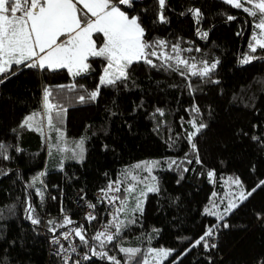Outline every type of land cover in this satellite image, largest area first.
<instances>
[{
  "label": "trees",
  "instance_id": "obj_1",
  "mask_svg": "<svg viewBox=\"0 0 264 264\" xmlns=\"http://www.w3.org/2000/svg\"><path fill=\"white\" fill-rule=\"evenodd\" d=\"M121 8L138 17L143 39L152 45L148 51L156 55L149 57L152 65L134 62L126 80L102 86L95 100L88 94L99 84L106 64L101 58H90V70L78 76L22 65L0 76V143L10 157L0 158V264H65L49 256L48 246L64 231L80 243L83 257L89 256L67 264H112L92 255L72 231L77 227L97 253L106 251L120 264L129 259L122 247L141 249V261L150 249L173 250L163 264H264V219H258L264 217V186L257 187L264 181V49L249 48L259 31L254 28L259 13L250 16L222 0H165L163 9L158 0H131ZM177 56L188 65H177ZM245 56L254 59L242 63ZM205 62L216 68L208 76L192 75ZM45 89L49 102L59 105L51 125ZM34 114L32 126L21 127ZM193 119L207 125L193 138L195 150L187 138ZM73 141L83 142L80 161L68 154ZM152 160L160 162L151 182L158 191L145 193L147 183L140 193L127 192L130 174L144 169L134 166ZM116 181L123 206L117 223L123 225L101 248L92 237L106 223L107 209L96 206V219L87 222L73 200L79 192L91 200ZM254 188L240 200L241 192ZM137 202L142 211L135 210ZM229 202L238 206L225 214ZM65 216L73 223L61 227ZM212 226L205 240L215 247L206 249L203 242L193 247Z\"/></svg>",
  "mask_w": 264,
  "mask_h": 264
},
{
  "label": "snow or ice",
  "instance_id": "obj_2",
  "mask_svg": "<svg viewBox=\"0 0 264 264\" xmlns=\"http://www.w3.org/2000/svg\"><path fill=\"white\" fill-rule=\"evenodd\" d=\"M161 9L165 5V0H158ZM233 6L236 9H242L250 16L257 17L258 23L254 24V28L260 30V35H264V0H223ZM246 4H250L255 9L252 10L246 7ZM82 5L83 7H78ZM121 6H131V0H0V76H3L7 72H11L13 65L24 66L27 68H39L40 70L55 71L58 69H66L69 74L78 76L88 72L91 68L89 63L90 58H101L106 61L100 76L99 84L96 90L91 91L88 94V98L95 100L99 95L100 88L102 86H113L118 81L126 80L128 78L127 69L134 62L143 60L145 63L152 65L153 61L149 58L155 56L156 53L149 52L148 49L152 45L144 41V29L138 22V17H129V15L122 10ZM193 15L199 17V9L191 10ZM160 20H164V16L161 13ZM228 20H233L235 17L228 16ZM207 36V33L203 34ZM102 37V40L100 39ZM253 39L255 44H250V51L255 53L257 47L264 49V40H257L254 34ZM158 45H163V41L156 42ZM174 50H177L178 46H172ZM199 49H197L198 51ZM166 60L173 59V57H165ZM177 65H188L186 60L175 57ZM254 57L245 56L241 61L242 63H249ZM171 67V65H169ZM189 67L195 68V65ZM216 68V63L209 65L204 63V67L199 73L193 72L192 75L199 74L200 76H208L209 73ZM2 82V81H0ZM68 87V86H61ZM75 87V85L71 86ZM83 87V86H81ZM51 93L48 89H45L44 94V107L48 113V121L51 125L52 115L51 112L54 108H59V105H53L49 102ZM80 101L85 100V96L79 97ZM161 116L164 115L161 109L156 110ZM193 113H199V108L193 106L191 109ZM33 116L26 117L21 127L32 126L34 121ZM57 115L59 113L57 112ZM194 131L188 134V141L192 146V149H196L194 137L205 128L207 125L197 122L195 119L190 120ZM255 139V137H254ZM83 142L77 144V147L83 151ZM63 151V149H59ZM7 146L0 143V158L10 159L6 155ZM196 163H201L200 159L196 158ZM160 162H142L134 167H144L145 170L151 171V169L157 166ZM192 163V161H189ZM176 161H171L169 167L175 165ZM188 171V169H184ZM43 175V173L41 174ZM214 175L212 171H209L208 176L211 178ZM136 179L135 176L132 177ZM155 179V177H153ZM115 187L110 184L107 190L101 191L107 194V191H120V181H116ZM239 185L240 181L237 178L234 181ZM264 186V181H261L257 187ZM135 189V185L129 186L126 191L131 193ZM256 189H252L247 195L241 192L240 200L247 199L252 195ZM149 192L158 191L153 186L148 188ZM38 195H42L37 190ZM215 195V194H214ZM112 199H117L113 197ZM237 204L229 202L228 207L224 210L225 214L231 212L232 209L237 207ZM90 208H94L95 205L89 204ZM135 210L142 211L141 205L137 202ZM134 210V211H135ZM29 213L33 211L31 206L27 209ZM120 211H123V206ZM210 215L212 213H209ZM31 218V216H30ZM86 220H95L96 217L89 214L85 217ZM217 219L222 220L223 217L218 216ZM258 219H264L258 215ZM33 224H38L39 220L31 219ZM73 223L67 216L64 217V224L61 227ZM123 221L116 223L115 225L109 221L104 230L98 231L93 240L98 242L99 247L103 248L107 243H112L121 231ZM227 227V225H224ZM114 227L115 231H109ZM213 227H209L208 230L195 242L193 247L204 243V247H215V245H209L205 238L212 235ZM75 236L79 238V241L89 247V251L93 256L99 255L100 257H106L112 264H120V261L114 256H109L108 253H97L90 242L85 238L83 231L80 227L72 230ZM64 239H68V233L64 234ZM75 251V248L72 249ZM120 251L128 256V260L124 264H132L135 261L136 264H149L148 258L145 256L141 261L138 259L141 256V249L139 248H120ZM173 250L159 249L149 250V253H155L156 257L166 259L171 255ZM85 260L89 259L88 255H85ZM67 264V262H65Z\"/></svg>",
  "mask_w": 264,
  "mask_h": 264
},
{
  "label": "built area",
  "instance_id": "obj_3",
  "mask_svg": "<svg viewBox=\"0 0 264 264\" xmlns=\"http://www.w3.org/2000/svg\"><path fill=\"white\" fill-rule=\"evenodd\" d=\"M109 186L106 188H103L104 190H107ZM113 187H115V184H113ZM102 189L98 190L96 193H94L93 198L89 200L86 195L82 192H79L76 194L73 205L74 207L81 213L82 218L87 222H92L93 220L89 221L86 220L85 217L89 214L96 217L95 213V207L103 205L107 211H106V223L104 225H100L97 228V232L104 230L105 226L108 225L109 221L112 222L113 225L117 223V218L120 215V201H119V193L120 191H107V194L105 195L104 192L101 191ZM113 197H116L117 199H112ZM89 204L95 205L94 208H90ZM109 231L114 232L115 228L112 227L109 229ZM68 233V239H64V234ZM49 256H55L58 257L61 260L64 261H71L73 257L78 258L80 262H84V255L82 253L81 245L80 243L72 236V233L70 231H64L52 239H50L49 243ZM75 248V251L72 249Z\"/></svg>",
  "mask_w": 264,
  "mask_h": 264
},
{
  "label": "rangeland",
  "instance_id": "obj_4",
  "mask_svg": "<svg viewBox=\"0 0 264 264\" xmlns=\"http://www.w3.org/2000/svg\"><path fill=\"white\" fill-rule=\"evenodd\" d=\"M255 36H256V39L257 40H264V35H260V30L255 32ZM255 43H256V41H255ZM141 61H143V60H141ZM58 132H59V130H56V133L57 134H58ZM73 142H75V143H73L71 145V150L69 151L68 154L70 155V157H71V159L73 161H80L83 158V151L81 152V149L77 147V144L80 143L81 141H73ZM65 146H66V144H65ZM55 148H53V146H51V150L52 151L55 150ZM82 148H83V144H82ZM153 161H157V160H152L151 162H153ZM152 169L149 172V171L145 170V168H144L141 171V173H139V174H130V180L132 182V185H135V189H134L133 192H136V193L139 192L140 193L142 190L145 189L146 184L147 183H150L149 186L147 187L145 193L149 192L148 191V188L149 187H153V184L151 182L154 181V183H155V179H153L154 175H153ZM133 176L136 177L135 180L132 179ZM153 250H159V249H153ZM147 258L149 260V264H163L164 261L168 257L166 259H164V258H158V257H156L155 253L153 252L151 254L149 253L148 256H147Z\"/></svg>",
  "mask_w": 264,
  "mask_h": 264
},
{
  "label": "crops",
  "instance_id": "obj_5",
  "mask_svg": "<svg viewBox=\"0 0 264 264\" xmlns=\"http://www.w3.org/2000/svg\"><path fill=\"white\" fill-rule=\"evenodd\" d=\"M78 7H81V8H82L83 6H82V5H78ZM13 66H15V65H13ZM38 69H39V68H38ZM58 70H59V69H58ZM65 70H66V69H65Z\"/></svg>",
  "mask_w": 264,
  "mask_h": 264
}]
</instances>
